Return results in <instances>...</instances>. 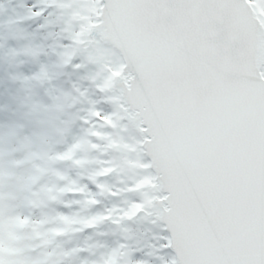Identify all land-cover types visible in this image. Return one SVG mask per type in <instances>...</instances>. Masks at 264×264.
<instances>
[{
  "label": "snow or ice",
  "instance_id": "obj_1",
  "mask_svg": "<svg viewBox=\"0 0 264 264\" xmlns=\"http://www.w3.org/2000/svg\"><path fill=\"white\" fill-rule=\"evenodd\" d=\"M25 21L5 53L20 107L64 146L0 130V264H264V0H34ZM17 192L79 211L34 218Z\"/></svg>",
  "mask_w": 264,
  "mask_h": 264
},
{
  "label": "rangeland",
  "instance_id": "obj_2",
  "mask_svg": "<svg viewBox=\"0 0 264 264\" xmlns=\"http://www.w3.org/2000/svg\"><path fill=\"white\" fill-rule=\"evenodd\" d=\"M15 0H0V42L5 43V49L0 50V130H7L8 127L14 126L17 127L20 131V135L29 137V141H32V151H40L41 146L44 149H50L51 152L61 150L63 148V142L59 136L55 133V128L50 126V122L45 126L37 124L35 117H30L25 115L23 109L20 107L21 98L25 95L22 91L20 85L15 83L11 74L14 72V67L8 63V57L6 56L7 44L11 43L9 40L10 36H19L25 33H32L35 28V23L31 21H25L23 23H9L15 22L18 18L23 17L27 14L28 6L32 5L31 0H20L19 4L16 5ZM78 79V74L71 72L67 76H63L59 81H56L58 88L67 87L66 81H75ZM34 93L37 92V89H33ZM89 94L93 95V90L89 89ZM93 98L95 96L93 95ZM78 107H83L78 106ZM83 131L80 126H77L72 129L70 135L67 139L71 142L73 135H82ZM39 137V143L37 144L33 141V136ZM6 148L10 149H19L20 145L17 143V140L13 138L10 144L5 145ZM26 149L15 151L12 153V158H19L26 154ZM112 154L101 155L100 153H92V156L98 157L101 161L108 160ZM36 164L42 165V161H35ZM63 170L67 175L76 177L77 170L71 169L68 166H62ZM22 174L27 173V169L19 170ZM54 176L49 172L41 183H51L54 180ZM118 177H110L112 183H116ZM17 199L14 201L19 207L17 211L23 212L25 214H30L34 218H39L42 214L48 216L55 215L56 211L69 212V211H79L78 207L73 209L61 208L56 204H48L43 208H33L29 209L23 206V198L25 193L17 192ZM70 198V197H66ZM83 214V213H82ZM141 227L145 228L150 232V230L144 227L140 222L137 223ZM141 232H143L141 230ZM89 233H80L75 234L71 237H65L63 240L58 241L60 248H70L75 244H83L86 240V237ZM146 236L148 234H145ZM144 235V237H145ZM94 238V237H93ZM104 237H95L93 240H105ZM108 240V239H107ZM109 242V240H108ZM111 242V241H110ZM109 242V243H110ZM91 243V242H89Z\"/></svg>",
  "mask_w": 264,
  "mask_h": 264
},
{
  "label": "trees",
  "instance_id": "obj_3",
  "mask_svg": "<svg viewBox=\"0 0 264 264\" xmlns=\"http://www.w3.org/2000/svg\"><path fill=\"white\" fill-rule=\"evenodd\" d=\"M15 2V4L16 5H18L19 4V2H20V0H15L14 1ZM31 3L33 4L34 3V0H31ZM100 160V159H99ZM114 177V176H113ZM110 179V178H109ZM115 184V183H114ZM113 202L112 201H105V204H107L108 206H111V204H112ZM136 227V229H137V231L142 235V236H144L145 234H150V232L148 231V230H146L145 228H143V227H141L140 225H136L135 226ZM102 231H107V232H111L113 229H112V227L111 226H109V225H105L104 226V228L103 229H101ZM141 230L143 231V232H141ZM147 236L145 235V238H146ZM94 238H95V236H94ZM93 238V239H94ZM105 238V237H104ZM106 239H108L109 240V242L110 243H112L113 241H114V239H115V237H108V238H106ZM89 242H92V241H89Z\"/></svg>",
  "mask_w": 264,
  "mask_h": 264
},
{
  "label": "water",
  "instance_id": "obj_4",
  "mask_svg": "<svg viewBox=\"0 0 264 264\" xmlns=\"http://www.w3.org/2000/svg\"><path fill=\"white\" fill-rule=\"evenodd\" d=\"M140 223L150 230V225H148L145 221H140Z\"/></svg>",
  "mask_w": 264,
  "mask_h": 264
}]
</instances>
